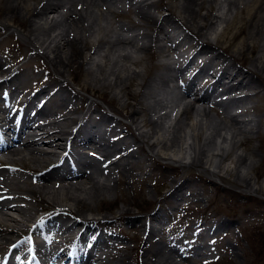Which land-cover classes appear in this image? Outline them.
Instances as JSON below:
<instances>
[{"label": "bare ground", "instance_id": "bare-ground-1", "mask_svg": "<svg viewBox=\"0 0 264 264\" xmlns=\"http://www.w3.org/2000/svg\"><path fill=\"white\" fill-rule=\"evenodd\" d=\"M129 10L138 20L130 21L126 27L121 22L108 23L111 15L125 12L113 0H0V28L18 33L26 48L32 46L31 50H36L46 62L48 60L54 74L58 75L29 97L32 102L40 94L51 96L55 93L56 96V104L41 112L51 114L52 119L39 123L37 134L31 140L20 143L19 131L28 119L22 117L17 128L13 123L10 125L8 116H1L4 121L2 131H9L8 135H12L13 144L16 145L12 148L5 139H0V146L3 145L0 155L3 160L0 163L28 160L31 165L29 168L26 165L27 170L22 169L21 172L12 166L0 170V256L6 248L13 249L18 245L7 234L14 236L16 231L28 228L32 214L39 210L33 202L37 198L49 207L59 208L62 201L68 203L75 224L56 223L53 229L59 238L50 236L44 242H36L28 253L35 251L41 256L46 253L49 255L50 250L58 253L76 226L84 227L82 232L76 233V239L83 235L86 237L88 217L83 214L88 211L83 207L90 208L94 201L115 194L120 182L119 175L124 177L123 183L132 178L138 182L133 169L136 158L134 152L129 150L133 144H144L148 154L157 159L178 161L175 156L187 157L188 166L199 167L201 172L204 170V173L212 176L225 177L221 175V170H224L226 177L232 175L233 181L239 186L253 192L260 190L250 175V170L258 163L254 159V150L240 152L237 148L244 138L250 137L246 134H257L261 129L264 130V121L261 125L262 120L253 117L248 112L251 106L247 105L251 96L264 90V0H136L130 1ZM160 10H166L168 15L158 16ZM13 22L21 26L23 31L13 29ZM166 26L186 31L185 35L179 37L178 43L183 42L188 49L196 50V54L190 57L192 61L195 55H204L206 64L217 61L216 82L222 83L224 91H234L237 95L219 102L218 106L208 93L201 91L197 99L187 100L189 90L184 83L180 84L179 87L183 88L180 91L170 86L179 80V74L172 65L174 62L180 63L181 58L180 53L175 51L178 49L176 41L172 44V35ZM236 37L237 44L229 45V40ZM151 50H155L158 58L163 59L156 63L157 66L152 68L149 75L132 68L135 62L142 61L138 57L140 53L146 54ZM247 52H250V56L244 59ZM8 54V57L0 58V74H6L0 82V91L7 85L19 88L20 93L34 89L41 78L25 73L23 80H17V75L23 76L22 68L16 69L17 73L11 76L12 70L8 64L13 57ZM238 59L241 62L247 60L250 63L248 68H237L235 62L240 63ZM74 67L82 72L80 80L86 92L102 99L106 95L103 92L107 90L112 97L117 98L118 106L112 107L126 120L128 133L132 134L134 143L125 141L127 135L123 138V133L112 134L114 126L107 128L104 133L99 131L100 123L113 121L114 118L101 114L92 122L90 114L94 113L93 100L82 116L71 115L75 112L74 100L80 97L73 91L69 93L68 76ZM182 69H186V66ZM133 81L136 91L129 88ZM55 86L56 92L51 90ZM192 93L197 94L195 90ZM214 104L221 109L216 114L219 120L209 112ZM231 105L242 109L230 114L227 108ZM62 108L69 109L61 113ZM176 109H180L178 114L173 113ZM89 120L91 124H87ZM114 121L119 122L117 119ZM77 123H81L78 131L82 132L83 139L98 150L100 156L97 162L101 165L79 155L78 163L82 166H79L78 172L57 177L43 173L40 166L54 158L58 150L67 147L64 136L71 134ZM70 124L74 126L68 130ZM39 141L52 149L39 148ZM227 158L233 163L232 166L224 165ZM54 177L57 178L56 183L51 185ZM26 180L34 183L29 185L25 183ZM65 180L68 182L65 183ZM182 184L170 183L168 196L184 197ZM7 210L17 212V215ZM120 210L121 214L129 212L123 207ZM157 212L149 215L150 220L156 218L162 221ZM106 217L108 215L100 217V221ZM127 218L139 221V217ZM145 225H142L145 235L160 231L152 224ZM226 225L227 222L219 224L220 227ZM98 241L103 246L107 245L101 236ZM161 247L155 241L153 249H146L142 254V264H177L175 253L172 250L165 253ZM98 254L95 252V256ZM80 259L84 263V259ZM73 260L72 255L68 261ZM37 261L34 258V262L31 260L29 264H39ZM126 261L124 253L117 255V262ZM8 264L18 263L9 260ZM86 264L107 262L98 255Z\"/></svg>", "mask_w": 264, "mask_h": 264}, {"label": "rangeland", "instance_id": "rangeland-1", "mask_svg": "<svg viewBox=\"0 0 264 264\" xmlns=\"http://www.w3.org/2000/svg\"><path fill=\"white\" fill-rule=\"evenodd\" d=\"M171 1L174 2L175 0ZM165 13L166 10L159 11V14ZM112 19L113 17L110 16L109 24L113 21ZM121 19L124 20L125 17ZM128 19H135V16L132 15V19L130 17ZM12 24L13 29L23 31L22 27L16 22ZM237 41L238 37L232 41L229 40V45L233 46L237 44ZM32 48V46L26 48L21 36L18 33L12 32V29L0 28V57L6 58L9 55L8 53H10L13 57L9 60L10 64L12 63L14 68L18 66L22 67L24 72L30 74L32 77L40 76L41 79L49 77V79L53 80L58 77L47 63L48 60L46 62L44 58L34 52L36 50H31ZM152 51H147L146 54L140 53L138 57L142 61L135 62L132 68L141 70L145 75H149L152 68L157 66L158 60L156 58L158 56L152 53ZM249 53L245 54L244 59L250 56ZM239 61L240 63H237L242 68H248L250 63L247 60L246 62ZM70 72L71 74H69L68 79L72 85V90L83 97L81 103L76 101L74 104V111L77 112L79 109L85 111L87 106H89V102L93 100V106L97 108L98 113L105 112L111 114L114 120L115 118L119 120L117 123L116 121L111 123L114 126V133L112 134L118 133L120 129L129 135L127 141L134 143L132 134L128 133L126 120L113 109V107L118 106L117 98L112 97L107 90L103 92L106 95L102 99L97 95H91L84 90L83 83L81 84L82 72L76 67L71 69ZM190 72L188 71L187 73ZM201 80L202 78H199L197 81L199 86L202 84ZM134 81L129 87L131 91L137 90ZM131 101L134 103V100ZM248 102V105L252 106L248 112L252 113L256 119L262 120V123L264 115L260 114L264 113V90H261L259 94L251 96ZM68 109L66 108L65 110L68 111ZM216 109L217 107H215V110L212 107L209 112L213 118L219 120L218 115V118L216 117V114H218L215 113ZM174 113L177 112L175 111ZM75 114L78 116L80 110L78 114ZM96 117V114H94L93 122L96 120ZM100 127H102L101 124ZM246 135L250 137L244 138L237 150L240 152L254 150V159L258 160V163L254 165V169L250 170V175L256 186L260 187L258 192H253L239 186L233 181L234 177L232 175H227L226 177L224 170H221V175L225 177L212 176L209 173H204V170L201 172L198 169L199 167L188 166L189 159L187 157L180 158L175 156L178 161L157 159L148 154L149 152L144 144L136 145L134 149L136 160L133 169L138 177V182H134L132 178L129 181L126 179L123 183L124 177L119 175L120 182H118L119 185L116 187L115 194L94 201L93 206L90 208L83 207L85 211H88L83 214L87 217L98 216L102 218L108 215V217L104 218L103 224L96 225L94 233L91 232L90 228L87 229L86 233L88 237L93 238V234L96 233L97 228L110 234L114 233L112 236L107 237V245L103 246L100 244L95 247L96 252L99 253L98 255L103 256L107 264H142L143 252L146 249H153L155 241L161 244V248L165 253L168 252V244L176 242L182 252L188 256L187 259H184L180 255H176L175 261L177 264H208L200 260L203 258L202 253L207 246L205 245L200 250L197 249L198 247L195 248L197 246V238L199 237L192 238L191 236L195 227L200 226L203 227V230L209 229L208 231L205 230L204 233L209 234L208 239L211 242V247L218 252L217 258L221 257L215 263L209 264H264V135L260 133ZM90 151L94 153L93 150ZM14 164L21 171L22 169H26V165L28 168L31 165L28 160L15 162ZM224 165L228 167L232 166L233 163L227 158ZM76 181H78V178ZM25 183L30 184V181L28 180ZM170 183H183L184 187L182 191L186 194V198L184 197V199L180 200L178 205L176 204L173 208L174 202L167 203V207L164 205L166 201H171L170 197H168L169 189L171 188ZM188 192L191 193L187 195ZM33 202L39 208L38 212H34V218L43 213V211L52 209L51 207L44 206L46 204L38 198L37 201ZM61 205H68V203L62 201ZM162 205L166 213L165 219L162 223L153 222V226L158 227L160 231L150 236L145 235L142 231V225H150L148 215L156 207ZM122 207L129 209V212L121 214L120 208ZM7 211L13 214V211ZM13 215H17V212ZM130 216L139 217V221H134L135 219L128 220L127 217ZM220 222H227V225L220 227ZM182 232L186 233L184 237L180 236ZM7 236L11 237V239L20 237L18 234L11 236L9 233ZM89 239L80 240L82 241L81 244L88 245ZM188 244H190L191 250H188ZM109 252L110 254L106 257ZM120 253H124L127 257L126 263L117 262V255Z\"/></svg>", "mask_w": 264, "mask_h": 264}]
</instances>
